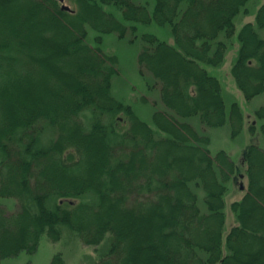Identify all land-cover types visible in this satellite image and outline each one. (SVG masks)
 <instances>
[{
    "label": "trees",
    "instance_id": "obj_1",
    "mask_svg": "<svg viewBox=\"0 0 264 264\" xmlns=\"http://www.w3.org/2000/svg\"><path fill=\"white\" fill-rule=\"evenodd\" d=\"M72 2L67 11L62 0H0V198L17 202L13 212L0 206V260L33 255L44 235L57 243L67 230L94 248L93 264H264V148L251 145L238 172L191 120L227 123L207 67L224 63L250 0ZM152 24L173 43L145 32ZM114 34L142 43L139 74L164 107L154 126L113 94L119 57L104 41ZM238 43L232 74L252 100L264 93V5ZM256 117L264 121V106ZM229 119L241 125L237 103ZM242 177L224 239L225 197ZM50 264H66L63 254Z\"/></svg>",
    "mask_w": 264,
    "mask_h": 264
},
{
    "label": "rangeland",
    "instance_id": "obj_2",
    "mask_svg": "<svg viewBox=\"0 0 264 264\" xmlns=\"http://www.w3.org/2000/svg\"><path fill=\"white\" fill-rule=\"evenodd\" d=\"M136 2L148 4L152 7L154 0H136ZM73 3L72 0H65L64 5L74 8L75 5ZM262 5H264V0H250L247 5L249 12H242L235 19L236 33L232 40L229 41V48L224 63L220 67H207L209 72L216 76L222 84L228 116L227 123L220 128L204 129L197 118L191 119L195 128L207 134L211 139L209 146L211 154L215 156L219 151H226L236 163L238 172L244 166L245 154L251 145L255 144L264 148V136L262 134L264 121L256 117V111L264 106V93L252 100H247L232 74V67L239 51L238 34L245 24L255 23L256 14ZM145 32L155 34L160 39L173 43V37L167 27H159L156 24H152L145 28ZM92 38L93 35L90 34L88 41L90 44L92 43ZM141 48L142 43L140 40L132 44L130 43V37L120 40L115 34L106 36L104 41V50L109 55L115 54L119 57V76L114 79L113 85L115 98L131 104L142 120L154 126L153 113L156 110H163L164 107L161 103L159 88L155 86L154 89L150 90L148 88L149 84H147L148 80L142 78L139 74L138 57ZM148 79L151 78L148 77ZM153 83L151 81L152 85ZM233 103H237L240 106L243 115L241 125H233V122L229 119ZM81 119L88 127L92 115L87 112L81 116ZM128 126V121L124 118L121 128L126 129ZM252 126H256L254 131ZM54 137V132L48 131L43 137V142L48 143ZM246 187L247 180L243 177L238 179L237 183L233 181L229 185V192L225 197L226 224L223 234L224 239L236 225V218L232 212L231 204L242 200ZM240 188H243V190ZM16 204L17 202L14 199L0 198V206L6 208L9 212H13L16 209ZM57 253L63 254L66 264H93L97 257L94 248L85 246L74 233L66 230L60 242L54 243L50 241L47 235H44L35 254L30 255L23 252L18 257L0 260V264H50Z\"/></svg>",
    "mask_w": 264,
    "mask_h": 264
},
{
    "label": "water",
    "instance_id": "obj_3",
    "mask_svg": "<svg viewBox=\"0 0 264 264\" xmlns=\"http://www.w3.org/2000/svg\"><path fill=\"white\" fill-rule=\"evenodd\" d=\"M63 1H64V0H63ZM63 9H65V10H67V11H71V8H70L69 6H66V5L63 6Z\"/></svg>",
    "mask_w": 264,
    "mask_h": 264
},
{
    "label": "flooded vegetation",
    "instance_id": "obj_4",
    "mask_svg": "<svg viewBox=\"0 0 264 264\" xmlns=\"http://www.w3.org/2000/svg\"><path fill=\"white\" fill-rule=\"evenodd\" d=\"M62 3H65V0L64 1L62 0Z\"/></svg>",
    "mask_w": 264,
    "mask_h": 264
}]
</instances>
